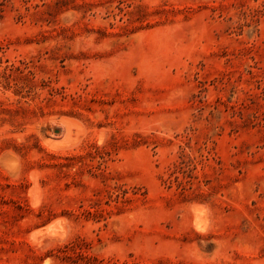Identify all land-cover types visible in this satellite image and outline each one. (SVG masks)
Instances as JSON below:
<instances>
[{
    "label": "rangeland",
    "instance_id": "1",
    "mask_svg": "<svg viewBox=\"0 0 264 264\" xmlns=\"http://www.w3.org/2000/svg\"><path fill=\"white\" fill-rule=\"evenodd\" d=\"M0 264H264V0H0Z\"/></svg>",
    "mask_w": 264,
    "mask_h": 264
},
{
    "label": "bare ground",
    "instance_id": "2",
    "mask_svg": "<svg viewBox=\"0 0 264 264\" xmlns=\"http://www.w3.org/2000/svg\"><path fill=\"white\" fill-rule=\"evenodd\" d=\"M59 117H60V116H59ZM61 117H62V116H61ZM65 118H66V117H65ZM58 119H59L58 121H60L61 118H58ZM63 119H64V117H63ZM61 120H62V119H61ZM67 121L69 122L70 120L67 119ZM61 122L64 124V127H65V129H66L65 131L71 133L72 130H73V126L70 125V124H68V123H64L63 121H61ZM70 122H71V121H70ZM70 122H69V123H70ZM72 122H74V121H72ZM63 124H62V125H63ZM50 144H52V143H50ZM34 177H35V176H34ZM37 185H38V183H37ZM38 189H39V188H38ZM40 191H41V190H40ZM34 197H35V196H34ZM36 206H37V205H36ZM196 207H197V206H196ZM198 209H199V208H198ZM207 211H208V210H207ZM203 215H204V214H203ZM196 216H197V215H196ZM202 218H203V217H202ZM55 220H56V219H55ZM208 220H209V219H208ZM49 224H50V223H49ZM51 224H52V223H51ZM56 225H57V224H56ZM56 225H55V226H56ZM47 226H48V225H47ZM39 230H40V229H39ZM50 230H51V229H50ZM31 233H32V232H31ZM36 233H37V232H36ZM36 233H35V234H36ZM59 233H60V232H59ZM54 235H55V234H54ZM57 235H58V234H57ZM62 235H63V234H62ZM58 236H59V235H58ZM52 238H55V237H52ZM57 238H58V237H57ZM36 243H37V242H36Z\"/></svg>",
    "mask_w": 264,
    "mask_h": 264
}]
</instances>
